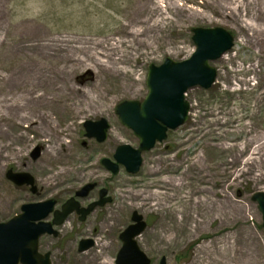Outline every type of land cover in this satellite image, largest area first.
Returning a JSON list of instances; mask_svg holds the SVG:
<instances>
[{
    "label": "rangeland",
    "instance_id": "obj_1",
    "mask_svg": "<svg viewBox=\"0 0 264 264\" xmlns=\"http://www.w3.org/2000/svg\"><path fill=\"white\" fill-rule=\"evenodd\" d=\"M206 1L210 0H0V116L16 115L9 112L7 106L19 104L22 109L18 113L31 119L37 120L36 115L40 112L54 117L55 108L40 109L26 102L31 92L42 93L49 87L40 81L45 71H62L60 77L52 80L58 82V86L66 83L76 90L69 91L64 87L46 92L47 96L66 95L72 104L70 119L73 125L62 139L65 143L70 141L71 156L74 157L62 166L47 163L42 156L43 145L39 144L35 134H27L17 154L12 153L0 167V188L9 194L7 204L0 206V222L19 213L24 203L54 198L58 201L55 208L59 209L62 203L74 197L85 207L98 199L101 188L107 191L104 196L111 198L82 221L75 211L70 213L56 227L57 236L40 237L39 250L50 252L52 264H87L74 257L95 250L97 234L109 229L110 224L104 220L114 211L116 218L109 232L114 240L112 264H116V253L122 245L119 235L132 223L134 211L146 222L145 229L135 240L150 257L151 264H160L162 256L166 264H204L207 253L204 247H218L224 235L230 236L234 232H237L236 247L234 252L228 253V262L264 264L263 220L257 202L252 200L255 192H264V163L259 171H255L262 174L259 180H253L247 173H238L239 177L233 180L228 173L229 166L225 167L226 173H221V168L216 166L221 161L228 163L234 152L220 154L203 146L209 140L240 144L252 138V142L264 151V61L254 44H242V39L252 32L239 29L238 23L215 12ZM258 2L262 4L264 0ZM123 26L132 31L139 30V39L122 35ZM216 26L232 34L233 46L224 57L223 54L210 61L217 74L209 88L195 86L187 90L185 99L190 105L187 120L176 129L168 130L164 140L142 153V164L136 174L127 173L122 165L117 174L104 168L100 158L114 161L117 146L128 144L137 148L139 145V138L120 122L116 105L123 100L141 102L148 92V65H159L167 57L176 61L188 58L195 49L192 29ZM120 39L132 40L121 46L125 54L119 66L125 67L127 74L115 76L109 67L100 65L98 57H89V52L83 50L88 46L99 50L102 48L99 45ZM67 55L78 61L70 62ZM111 74L114 76H109ZM101 118L108 122L106 139L98 142L86 137L84 121ZM216 119L226 123L221 124ZM42 127L47 133L50 131ZM37 146L40 153L34 158L32 151ZM56 147L59 151L63 149L58 142ZM200 155L204 156L202 166L214 165L207 167L212 200L218 204L219 192L224 191L234 202L247 205L250 211H246L244 218L237 217L232 203L226 218L202 217L196 229L195 215L191 212L183 230L173 224L180 214H166L163 226V211L153 207L155 201L141 202V197L149 190L145 186L152 180L149 168L166 166L171 160L173 163L180 161L183 169L188 160ZM84 164L88 166L83 168ZM43 165L68 170L61 175L50 174L47 183L40 171ZM8 169L32 175L36 192L32 193L29 186L15 185L6 177ZM92 182L96 185L86 196L75 195L81 187ZM193 185L198 183L194 181ZM180 193V189L175 191L176 198L171 205L180 201ZM51 219L52 214L48 217ZM243 228L251 231L255 242L248 238ZM161 233L174 235V238L168 241ZM86 238L92 239L93 245L79 251V241Z\"/></svg>",
    "mask_w": 264,
    "mask_h": 264
},
{
    "label": "bare ground",
    "instance_id": "obj_2",
    "mask_svg": "<svg viewBox=\"0 0 264 264\" xmlns=\"http://www.w3.org/2000/svg\"><path fill=\"white\" fill-rule=\"evenodd\" d=\"M206 4L210 5L215 12L223 17L238 23L239 29L242 27L250 30L252 34L242 39V44L244 46L254 44L261 52V59L264 61V3L260 4L258 0H210L206 1ZM140 33L139 30H130L128 26H123L121 28V34L124 36H132V40L139 39ZM132 40L126 41L120 39L112 43L99 45L102 47L99 50H97V47L94 48L91 46L85 47L83 50L84 52L85 50L89 52V57H98L97 60L101 63L100 65L109 67V71L115 73V76H120L122 74H127L126 68L119 66L125 54L124 51L121 50V46L123 43H131ZM99 55L103 56L105 59H101ZM225 55L226 54L222 57ZM67 59L70 62L78 61L77 58L70 55H67ZM227 59L231 58L228 57ZM61 73L62 71L60 70L56 72L45 71L40 81H43V85L49 86L46 87L48 90L45 89V92L42 93L33 91L26 101L28 104H35V106L40 109L46 106L55 108L54 117L40 112L36 115L37 120L31 119L29 116L18 113L22 109V106L19 104L7 106L10 110L9 112H13L16 115L10 113L9 115L2 114L0 116V167L2 162L9 159L12 153L15 155L17 154L19 146L27 139V134L29 133L35 134L39 144L43 145L44 149L42 156L45 162L54 165L61 164L62 166V164L69 161V158L72 159L74 157L73 155L71 156L72 149L70 148V141L68 140L65 143L62 139L67 136L66 133L69 132L73 125L70 119V116H72V104L68 102L66 95H46V92L51 89L55 91L64 87H67L69 91H76L73 87L66 86V83L58 86V82L52 80L55 77H60L59 74ZM109 76L113 77L114 75L111 74ZM51 114H54V111ZM217 121L221 124L226 123V121H221L220 119ZM42 126L46 129L49 128L50 131L47 133ZM239 127L240 126L237 128ZM234 129H236V127ZM212 141L213 140L206 141L203 146L207 147L210 151L220 154L223 152H234L230 155L228 163L221 161L219 166H216L221 168V173H226L228 170L225 167L229 166L228 169L230 171L228 173L230 174V178L233 177V180H236L239 177L238 175L243 173L249 174L253 180L262 178L261 172L256 174L255 171H259L261 165L264 163V151L262 152L260 145H255L254 142H252V138H250L249 141L243 140L240 144ZM57 142L63 147L61 151L56 147ZM2 152L4 154H2ZM63 153H66L65 156L62 155ZM79 159L83 158L79 157ZM203 161L204 156L200 155L196 156L194 160H188V164L183 167V169L181 168L180 161L173 163L171 160L166 166L160 167L157 165L149 168L152 172V180L146 184L145 187L149 188V190L147 194L145 192V195L141 197V202L146 203L155 201L153 207L163 211V226L166 222V214L170 216L177 213L180 214L178 219L173 220V224L180 230H183L184 226L187 225L188 220L191 218L189 217L191 212L195 215L194 228L196 229L201 224L202 217L211 219L216 215L218 218H226L229 213V206L232 203L236 207L235 211L237 212V217L244 218L246 211H250L247 205H244L241 201L234 202L224 191L219 192L220 197L218 198V204L212 200L211 188L207 184L211 176L207 172V167H213L214 165L202 166L201 163ZM87 166L88 164H84L82 167L86 168ZM41 168L40 171L42 175L46 177L45 180L47 183L50 181V174L61 175L68 170L65 167H62V170L57 167V170L52 169L51 165H43ZM73 172L76 173L74 170ZM194 181L198 183L197 186L193 185ZM225 183H228V181ZM179 189L181 191L180 201L178 200L171 205L172 201L176 198L175 191ZM8 197L9 194L7 191L5 192L1 187L0 206L4 207L7 204ZM115 213L116 211L110 212L104 220V223L110 224L108 226L109 229L97 234L98 237L95 239V250L85 252L83 256H75V260L87 264H112L111 253L114 248V240L111 238L109 232L112 230L111 226L114 224L113 221L116 218ZM243 232L252 242H255V236L249 229L243 228ZM161 234L162 238L168 241L174 238V235ZM236 239L237 232H234L230 236L224 235L220 239L221 243L218 247L212 248L214 247L212 245L205 246L204 248L207 253L204 264H231V262H228L229 258H227V255L231 251H235Z\"/></svg>",
    "mask_w": 264,
    "mask_h": 264
},
{
    "label": "water",
    "instance_id": "obj_3",
    "mask_svg": "<svg viewBox=\"0 0 264 264\" xmlns=\"http://www.w3.org/2000/svg\"><path fill=\"white\" fill-rule=\"evenodd\" d=\"M192 40L195 51L182 61L166 58L160 65L151 63L148 66L146 85L148 93L142 102L123 100L115 108L123 125L131 129L140 142L137 148L128 144L119 145L114 153L115 162L102 157L100 163L116 174L119 164L124 165L127 172L135 174L142 163L141 153L151 149L156 141H162L167 136L168 129H176L182 125L189 112V103L185 100V92L194 86L209 88L216 79V69L209 61L219 58L233 45V36L223 27H194ZM85 135L94 137L98 142L106 139L108 122L105 118L86 120ZM39 155V148L32 151V156ZM6 177L16 185H31L36 191L34 178L27 172L8 170ZM94 187L93 183L86 184L76 192L77 196H86ZM105 189L99 192V200L92 202L86 208L80 207L73 198L67 200L61 210L54 211L51 222L42 221L53 210L54 199L38 203H28L21 206L22 213L13 216L6 222H0V264H50L49 253H38V239L44 234L57 235L52 225L61 224L72 211L85 217L98 205L109 202L110 197H104ZM252 200L257 201L262 214L264 227V192H255ZM132 223L119 235L121 248L116 255V264H150V258L139 248L135 237L146 227L142 215L134 211ZM38 221V222H37ZM93 244L91 239H81L78 249L83 251ZM160 264L165 263L162 257Z\"/></svg>",
    "mask_w": 264,
    "mask_h": 264
}]
</instances>
